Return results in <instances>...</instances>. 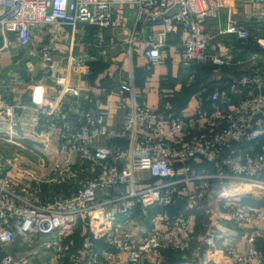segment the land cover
Listing matches in <instances>:
<instances>
[{
	"label": "built area",
	"instance_id": "obj_1",
	"mask_svg": "<svg viewBox=\"0 0 264 264\" xmlns=\"http://www.w3.org/2000/svg\"><path fill=\"white\" fill-rule=\"evenodd\" d=\"M244 1L261 3L264 11V0ZM226 4L227 0H0V41L13 39L26 47L33 32L44 25L89 24L100 29L94 45L104 47V31L114 24L118 8L132 5L136 11L130 36L114 42L125 48L130 63L136 40L146 43L143 56L154 64L162 61L169 35L181 30L185 37L179 48L185 67L197 63L228 67L235 62L237 39H248L251 32L231 19L220 20ZM157 23L161 29L154 28ZM254 40L264 51V34ZM222 41L225 49L219 48ZM41 54L46 71L61 86V95L37 104L34 117L42 131L57 133L59 150L67 156L36 185L19 189L8 173L10 159L0 152V264H23L11 249L17 237L27 243L55 232L60 237L51 245L54 264H109L98 250L93 229L86 231L84 224L78 246L65 229L80 220L130 217L155 205L180 209L164 221L165 228L152 230L139 242L131 239L127 229L121 237L113 230L105 232L111 245L107 259L123 254L118 264H159L166 249L191 251L198 237L192 212L198 209L209 215L213 225L199 237L204 244L203 264H264L258 245L264 239L260 227L264 208L251 209L241 196L226 195L241 183L264 190V142L258 151L253 146L264 137V66L237 75L232 93L239 99L234 105L230 103L236 96L216 87L207 95L211 109L200 94L193 113L187 114L176 107L163 113L160 106L150 104L146 90L137 86L132 63L118 87L125 120L109 128L108 110L98 107L97 89L79 99L65 87L66 77L57 76L60 71L52 65L51 50L43 49ZM9 107L0 98V114L16 115V109ZM100 137L105 143H98ZM238 142L248 145L234 146ZM74 154L78 161L73 160ZM144 170L153 180L141 185L137 174ZM43 184L58 189L43 195ZM245 224L253 226L246 249L224 241L245 236L237 228Z\"/></svg>",
	"mask_w": 264,
	"mask_h": 264
},
{
	"label": "crops",
	"instance_id": "obj_2",
	"mask_svg": "<svg viewBox=\"0 0 264 264\" xmlns=\"http://www.w3.org/2000/svg\"><path fill=\"white\" fill-rule=\"evenodd\" d=\"M135 11L132 5H122L118 8L114 24L104 31V47L94 45L100 29L89 24H78L74 27L44 25L37 32H33V40L26 47L15 44L13 39L5 44L0 41V98L9 103L10 111L15 108L17 112L13 117H8L6 113L0 114V152L10 159L8 173L19 189L36 185V182L46 175L52 174L55 164L67 156L59 150L57 133L42 131L34 117L33 108L37 104L57 100L61 95V86H58L55 77L46 71L41 54L43 49L51 50L52 65L60 71L57 76L66 77L65 87L75 92L79 99L97 89L98 107L108 110L105 121L109 128L117 127L125 120V109L119 104L118 87L121 75H128L132 63L135 67L137 86L146 90L150 104L160 106L163 113H168L171 108L176 107L183 108L187 114L193 113L198 95L204 97L205 107L211 109L207 95L213 89L220 87L229 93L236 92L233 82L240 72L253 66H264V54L256 48L259 46L254 40L257 35L264 34V11L261 3L227 0L220 20L231 19L245 25L251 32L248 39H237L235 62L228 67L211 63H197L185 67L179 48L185 37L181 30L169 35L167 45L163 48L162 61L154 64L147 62L143 56L146 43L136 40L133 60L130 63L125 48L114 42L129 38ZM154 28L161 29L162 25L157 23ZM226 45L222 41L219 48L225 49ZM238 99L239 96H236L230 106ZM98 143H105L103 137L98 139ZM72 158L74 161L79 160L75 154ZM137 176L141 185L149 184L153 180L146 170L139 171ZM57 189L54 185L43 184L42 194L47 195ZM260 191L262 189L249 193L255 196V193L259 194ZM245 195L241 198L243 197L244 203L248 202L246 204L249 208L258 211L264 208V199L260 197L263 193L257 197ZM179 209L180 207L155 205L146 211L136 210L130 217L117 216L116 220L110 217L80 220L71 229H65V232L68 233L67 236L75 239L78 246L81 244L85 224L86 231L92 232L93 229L96 232L95 242L102 258L109 260V264H118L123 261L124 256L119 254L107 259L106 251L111 245L105 240V232L113 230L117 237H121V231L127 229L131 239L139 242L152 230L165 228L164 221L175 216ZM192 213L198 234L194 248L191 251L166 249L159 264H203L200 254L204 244L199 237L213 225L208 214L198 209H193ZM260 227L264 230V221H260ZM237 228L245 231V236L227 237L224 241L246 249L247 235L253 230V226L245 224ZM59 237L60 233L55 232L30 239L27 243L17 237L11 249L17 258L23 259V264H54L56 254L51 245L53 240ZM258 245L264 255V239H260ZM221 247L220 243L219 248ZM36 255L43 257V260H34ZM83 264H86L85 261Z\"/></svg>",
	"mask_w": 264,
	"mask_h": 264
},
{
	"label": "bare ground",
	"instance_id": "obj_3",
	"mask_svg": "<svg viewBox=\"0 0 264 264\" xmlns=\"http://www.w3.org/2000/svg\"><path fill=\"white\" fill-rule=\"evenodd\" d=\"M256 189H261V188L258 185L253 184V183H241V184H238L237 186H233L229 188L226 192V195L229 197L242 196ZM261 192L262 191H260V193Z\"/></svg>",
	"mask_w": 264,
	"mask_h": 264
},
{
	"label": "rangeland",
	"instance_id": "obj_4",
	"mask_svg": "<svg viewBox=\"0 0 264 264\" xmlns=\"http://www.w3.org/2000/svg\"><path fill=\"white\" fill-rule=\"evenodd\" d=\"M133 21H134V18H133V20H132V25H133ZM254 46V45H253ZM259 51L261 52V53H263L264 54V51H262L260 48H259ZM264 142V137L263 138H261V140H259V143H255L253 146H254V149L255 150H260L261 149V144ZM264 194V190L262 189V192L261 193H259V194H257V193H255L256 195V197L257 196H260V194ZM247 195H245V196H253V195H250V193L248 194V193H246ZM255 196H253V197H255ZM260 197H262L263 199H264V195L263 196H260ZM241 199H243V197L241 198ZM247 202V201H246ZM248 203V202H247ZM195 214H197V213H195ZM199 214V213H198ZM209 217V216H208ZM34 260L35 259H37L38 261H41V260H43V257H41L40 255H36L34 258H33Z\"/></svg>",
	"mask_w": 264,
	"mask_h": 264
},
{
	"label": "water",
	"instance_id": "obj_5",
	"mask_svg": "<svg viewBox=\"0 0 264 264\" xmlns=\"http://www.w3.org/2000/svg\"><path fill=\"white\" fill-rule=\"evenodd\" d=\"M178 7H179V5H177V6L173 7V8H171L166 14H171V13L174 12ZM166 14H164V15H166ZM164 15H162V16H164Z\"/></svg>",
	"mask_w": 264,
	"mask_h": 264
},
{
	"label": "trees",
	"instance_id": "obj_6",
	"mask_svg": "<svg viewBox=\"0 0 264 264\" xmlns=\"http://www.w3.org/2000/svg\"><path fill=\"white\" fill-rule=\"evenodd\" d=\"M253 42H254V40H253ZM251 44H253L252 42H251ZM257 45V44H256ZM256 47V46H255ZM257 49H259L258 47H256ZM212 64V63H211ZM239 144L240 145H248V143H245V142H238V143H236L234 146H239Z\"/></svg>",
	"mask_w": 264,
	"mask_h": 264
}]
</instances>
